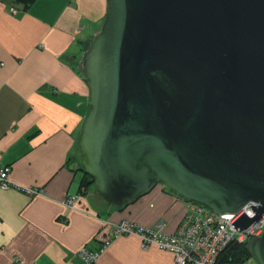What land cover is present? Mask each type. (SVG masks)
<instances>
[{
	"label": "water",
	"instance_id": "obj_1",
	"mask_svg": "<svg viewBox=\"0 0 264 264\" xmlns=\"http://www.w3.org/2000/svg\"><path fill=\"white\" fill-rule=\"evenodd\" d=\"M82 170L117 208L157 184L243 230L264 214V0H107L82 57ZM247 246L264 264V231Z\"/></svg>",
	"mask_w": 264,
	"mask_h": 264
},
{
	"label": "crops",
	"instance_id": "obj_2",
	"mask_svg": "<svg viewBox=\"0 0 264 264\" xmlns=\"http://www.w3.org/2000/svg\"><path fill=\"white\" fill-rule=\"evenodd\" d=\"M107 0H35L13 11L0 0V164L11 186L0 187V264H176L175 254L135 234L112 237L128 219L176 231L188 201L157 184L117 208L95 192L80 191L78 140L91 107L82 57L100 30ZM42 190L29 193L26 188ZM80 197L64 204L70 193ZM91 263L79 254L97 249Z\"/></svg>",
	"mask_w": 264,
	"mask_h": 264
},
{
	"label": "built area",
	"instance_id": "obj_3",
	"mask_svg": "<svg viewBox=\"0 0 264 264\" xmlns=\"http://www.w3.org/2000/svg\"><path fill=\"white\" fill-rule=\"evenodd\" d=\"M13 11L17 9L12 7ZM10 165L0 164V187L11 186ZM29 193L42 190L26 188ZM79 199L76 193L66 196L64 204L73 207ZM252 203H248L238 214L217 213L199 203L189 202L183 219L176 231L166 233L162 229V222L157 228L147 227L128 219H121L112 225V237L123 234H135L141 239L143 247L151 244L160 249L172 251L176 264H215L221 251L232 241L248 242L249 239L260 235L264 231V214L258 220L243 230H238L232 222L244 211L247 215L255 214ZM112 237L106 238L101 247L91 249L83 246L79 250L80 256L88 263L94 262L108 246Z\"/></svg>",
	"mask_w": 264,
	"mask_h": 264
},
{
	"label": "trees",
	"instance_id": "obj_4",
	"mask_svg": "<svg viewBox=\"0 0 264 264\" xmlns=\"http://www.w3.org/2000/svg\"><path fill=\"white\" fill-rule=\"evenodd\" d=\"M2 1L8 2L9 4L12 5V7L16 9L18 8L27 9L35 0H2ZM83 171L84 172L81 179V186L79 188L80 191H84L90 185L95 184L93 176L88 172H86L85 170ZM78 195L80 197V192L78 193ZM250 256H252V254L247 246V242L232 241L221 251V253L217 258L216 264L244 261Z\"/></svg>",
	"mask_w": 264,
	"mask_h": 264
},
{
	"label": "rangeland",
	"instance_id": "obj_5",
	"mask_svg": "<svg viewBox=\"0 0 264 264\" xmlns=\"http://www.w3.org/2000/svg\"><path fill=\"white\" fill-rule=\"evenodd\" d=\"M81 157H82V154H81ZM215 264H216V262H215ZM224 264H259V263H258V261L253 256H250L249 258H247L244 261L229 262V263H224Z\"/></svg>",
	"mask_w": 264,
	"mask_h": 264
}]
</instances>
